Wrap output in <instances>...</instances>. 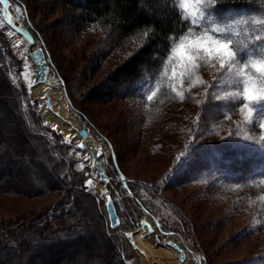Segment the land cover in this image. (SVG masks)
Returning <instances> with one entry per match:
<instances>
[{
    "label": "rangeland",
    "instance_id": "374dc122",
    "mask_svg": "<svg viewBox=\"0 0 264 264\" xmlns=\"http://www.w3.org/2000/svg\"><path fill=\"white\" fill-rule=\"evenodd\" d=\"M188 9L187 13L195 17L193 28L173 42L159 72L147 74L135 83V93L144 98L156 93L154 102L147 106L144 100L98 95L109 83L116 63L140 46L142 36L128 38L121 46L119 43L108 47L112 34L106 27L75 25L79 10L64 7L57 0H9L8 10L17 29L8 22L4 6L0 5V43L6 46L9 78L21 92L22 107L31 109L37 123L48 128L53 154L56 156V149H62L66 156L68 163L63 173L69 169L74 174L80 173L88 152L45 122L38 107L39 98L31 93L33 65L25 55L29 40L22 32L34 39L32 47L41 45L45 49L50 82L68 98L67 104L74 108L75 116L92 132L94 147L103 151L98 162L110 177L109 183H99L103 189L83 188L96 196L99 215L87 200L67 205L69 198L65 191L29 196L0 189V232L11 226L29 232L32 229L29 222L42 217L44 224L37 223L38 230L59 235L69 221L81 214L75 210L82 208L91 223L85 239H94H90L89 249L86 242L72 246L66 262L82 264L90 254L92 259H98L92 247L96 245L95 249L100 251L105 248L103 234L100 236L96 227L102 224L112 244L109 249L128 264L114 245L102 216L104 207L98 196L109 192L120 213L124 207L129 209L135 226L141 214L154 218L162 228L180 236L198 254L201 264H264V129L255 127V123L264 122L261 121L264 102L255 106L252 116H248L247 109L240 110L244 103L243 77L237 74L249 55L253 59L264 58L260 55L264 45L253 46L250 42L246 45V33L241 34L235 18L203 17L195 11L194 3H189ZM200 37L230 39L232 51L231 45L240 42L237 51L240 63L228 61L221 68L218 59H210L203 50L187 44ZM182 39L187 47L174 53ZM174 66L177 75L172 78ZM164 80L169 82V90L157 96ZM9 98L8 104H0V149L8 147L25 157V163L18 167L22 172L16 177L22 184L37 167L27 163V158L35 159L32 144L12 116L14 107ZM21 143L23 148L19 151ZM192 145L205 147L219 165L204 170L206 154L202 152L197 158ZM226 145L244 148L247 155L222 156L221 150ZM184 168L188 169L185 174ZM122 175L135 199L122 185ZM80 176L84 183L98 180L92 168ZM67 181L73 185L71 180ZM78 185L75 182L73 186ZM68 211L70 215L64 222L49 220ZM120 219L123 221L122 216ZM135 226L126 223L123 228ZM12 264H21V259L15 256Z\"/></svg>",
    "mask_w": 264,
    "mask_h": 264
},
{
    "label": "trees",
    "instance_id": "16d2710c",
    "mask_svg": "<svg viewBox=\"0 0 264 264\" xmlns=\"http://www.w3.org/2000/svg\"><path fill=\"white\" fill-rule=\"evenodd\" d=\"M57 1L64 7L79 10L77 18H75V25H102L106 27L107 31L112 34V39L107 42L108 47L110 45L115 47L119 43L121 46V43L128 38L136 36L144 38L140 46L132 51L128 57L116 63L109 76V83L98 92V95L102 97L112 94L121 98L144 100L142 102L150 106L154 100L147 101L146 97L145 99L141 94L135 93V83L147 74L155 75V72H159L171 53L173 42L193 28L195 17L184 10L181 6V1ZM195 11L197 14L209 19L235 18L240 26L241 34L246 33V45L249 42L253 46L264 45V25L258 23L259 21H264V0H215L214 3L210 2V0H204L201 4H195ZM257 36H260L261 39L257 40ZM239 45L240 42H237L236 45L233 43L231 46L237 52L241 47ZM4 52H6V46L4 43H0V104H8L10 101L7 98L9 96L12 98L11 105L14 107L12 116L23 129L25 139L32 144L31 152L35 159L27 158V163L34 164L37 170L35 173L31 170L28 180L22 184L19 183L16 177L20 176L22 171L18 167L25 163V157H22L19 152L11 151L8 147L1 148L0 189H7L11 192L29 196L56 192L58 190L65 191L69 198L67 205H72L79 200H81V203L87 200L89 207L94 210L96 215H99L95 201L96 196L82 187L68 184L62 176L65 165L53 154L54 147H50L53 143L47 134L48 128L37 123L34 118L35 114L31 109L22 107L21 92L9 78L7 69L9 65L6 62ZM112 86H114V89L111 88ZM169 87V82L164 80L157 96L165 93L169 90ZM255 127L260 130L258 123H255ZM22 143L18 145L19 151L23 148ZM191 148L197 158L202 152L206 154L203 157L205 162L204 170L219 165L214 157L206 153L205 147L192 145ZM221 154L222 156H235L236 154L242 156V154H246V149L228 147L226 145L221 150ZM183 172L185 174L188 169L184 168ZM75 211L81 214H77L76 220L69 221L70 223L66 225L65 231L59 235L38 230L40 229L38 224H44L41 220L42 217H37L29 222L32 227L29 232L23 231V227L19 228L17 226H11L4 233L3 231L0 232V264H12L15 256L17 259H21V264H71L66 262L70 258L71 252L69 249L85 242V246L89 249L91 245L89 244L90 239H94L93 237L85 239V233L91 223L83 213V209L79 208ZM69 213L68 211L55 218L51 216L49 220L64 222L63 220H66L65 218L70 215ZM16 227L19 229L16 230ZM96 227L99 230L98 234L100 236L103 234L105 248L100 251L97 248L95 249L96 245H94L95 247H92L93 253L98 259H92L90 254L86 262L82 264H124L118 254L109 249L112 244L102 224H96ZM14 238L18 239L10 244L9 240Z\"/></svg>",
    "mask_w": 264,
    "mask_h": 264
},
{
    "label": "bare ground",
    "instance_id": "6f19581e",
    "mask_svg": "<svg viewBox=\"0 0 264 264\" xmlns=\"http://www.w3.org/2000/svg\"><path fill=\"white\" fill-rule=\"evenodd\" d=\"M5 15L8 19V22H10L12 26L17 28L16 22L13 20L8 9ZM22 33L26 38H28V35L26 33ZM47 87L48 86H46L45 84H33L31 87L32 95L39 98L40 104L38 105V107L43 114L45 122L53 128L57 129V131L62 132L65 137L74 139L75 142L80 140L81 134H79V132L77 131L75 121H73V123L69 125L62 119H70V117H68L69 110L67 109V102L65 98L62 96L55 84H53L51 87L49 86V90L51 91L50 100L53 104V109L59 111L62 118L57 117L52 113V111L44 108L43 90H46ZM58 103H61L64 109H59ZM88 142L91 146L94 147V136H90L88 138ZM56 156L62 163H64V165H67L68 160L63 154L62 149H56ZM85 157H89L90 159L85 160ZM85 157L83 159L84 167L80 173L74 174L69 169L67 172L63 173L62 176L68 180H71L73 183H79L82 180L80 179L82 178L80 176L82 172L84 174L86 173L87 168H92L98 175V180L93 182L94 187L103 189L99 183H104L105 185L107 184L105 183V180H107L109 183L110 177L108 176L102 179L97 172L98 162L89 154H87ZM98 197L100 203H102V206L104 207V210H102V216L106 224L107 232L109 233L116 248L122 252L123 257L128 264H198L194 259L195 256L197 257L198 255L193 250L188 249L187 246L182 243L180 237L165 236L167 234L166 232H158L157 230H155L154 234H149L147 231V227L139 225V218L137 220L138 224L135 226V218L130 213L127 207H124L123 212L120 213L119 208L114 203L112 204L111 208L105 206L107 199L109 197L112 199V196L109 192L102 193ZM118 198L121 199V196L119 194ZM110 215L113 218L117 219L119 223L113 225L112 219H110ZM121 216L123 218V221H121L120 219ZM126 223L135 227L125 229L123 228V226ZM128 234H131V236H129ZM153 240L157 242L154 243ZM124 243L128 245L131 253L126 251L127 249L125 248ZM130 254H132L133 257Z\"/></svg>",
    "mask_w": 264,
    "mask_h": 264
},
{
    "label": "snow or ice",
    "instance_id": "6c2138e0",
    "mask_svg": "<svg viewBox=\"0 0 264 264\" xmlns=\"http://www.w3.org/2000/svg\"><path fill=\"white\" fill-rule=\"evenodd\" d=\"M204 0H181V6L184 8V10L187 12L189 3L194 4H201ZM210 2L214 3L215 0H210ZM0 5L4 6V12L7 13L9 0H0ZM17 12L20 11L19 6H17L16 9ZM258 23L264 25V21H259ZM17 31H22V29H19ZM261 37L257 36V40H260ZM225 41L221 40H215L212 37H200L196 40H190L187 41V44H192L196 47L197 50H203V52L211 59L216 58L220 61V67L223 68L225 63L228 61H234L236 63H240V60L237 58V52H234L230 50V47L227 46V51H223L222 47L225 46ZM187 44L185 43V39H182L180 44L177 45L176 48L173 49V52L180 49H185L187 47ZM260 55H264V50H261ZM191 59V57H189ZM261 64H264V58L261 59H253L250 55L249 57L243 62L242 66L238 70V75L243 77V105L241 106V111L243 112L245 109H247L248 116H252L253 113H255V106L260 104L261 102H264V71L261 70ZM195 67V65H193ZM231 67V65H229ZM253 71L255 75L253 74ZM177 75L175 66L172 70V78H174ZM183 75V73H181ZM156 95L155 92H152L147 96L148 101H152L153 97ZM179 95V93H178ZM261 121H264V119H261ZM259 127L261 129H264V122H261ZM70 142V141H69ZM78 148L84 149L86 145L80 144L77 145ZM79 155L80 153H76ZM95 155H100L99 153H96ZM90 159L89 157H85V160ZM81 170H83V165H80ZM101 178L103 179V173H98ZM123 179V177H122ZM88 184H91V181L87 182ZM105 183H108L107 180H105ZM113 204L112 199L109 197L105 203L106 207L111 208ZM110 219H112L113 225H116L119 223V221L115 218H113L110 215ZM142 226L148 227L149 231L152 230L151 226L148 225L147 221H141ZM159 225L157 224V227ZM131 236V234H128Z\"/></svg>",
    "mask_w": 264,
    "mask_h": 264
},
{
    "label": "water",
    "instance_id": "95a60500",
    "mask_svg": "<svg viewBox=\"0 0 264 264\" xmlns=\"http://www.w3.org/2000/svg\"><path fill=\"white\" fill-rule=\"evenodd\" d=\"M28 40H29V43L26 44L24 52H25L26 57L30 61V63L33 65V68H32V73L34 74L33 83L34 84H45L46 86H48L46 90H43V96H44L43 104H44V108L47 109V110L52 111V113L54 115H56L57 117L62 118L61 115H60V112L53 109V106H52L53 104H52V102L50 100V92L51 91L49 90V88L53 85V83H51L50 80H49L50 68H49V63H48V60H47V57H46L45 50H44L43 46H41V45H36V46L32 47V45L34 44V39L31 36H29V35H28ZM65 99H66V102L68 103V98L66 97ZM58 108L59 109H64V107H63V105L61 103H58ZM67 109L69 110L68 111V117H70V119L62 118L63 121L65 123L69 124V125L72 124L73 121H75L77 131L79 132V134H81V138H80V140H78L76 142V146L80 145V144L86 145V147L84 149H82V150H86L88 152V154L91 155L92 157H94V159L98 162V158L103 153L102 149L94 148L93 146H91L89 144L88 138L90 136H93L92 132L89 130V128L82 121L78 120V118L75 116V114L72 111V109L74 110V108H72L70 105L67 104ZM96 153H99L100 155L97 156V155H95ZM97 172L98 173H103L104 177H108V175L106 174L105 170L101 167L99 162H98V165H97ZM122 177H123V180H122L123 184L122 185L126 188V190L128 191V194L132 198L135 199L134 195L128 189V186H127V184H126V182L124 180V176L123 175H122ZM65 180H66L67 183H69L67 181V179H65ZM72 184L74 185L75 183L72 182ZM78 184H79L78 187H82V188H84L86 190L94 188L93 183L88 184V183H84V182L80 181ZM142 210L144 212L146 211L144 209V207L142 208ZM139 219H140L139 220V225H142L141 221H147L148 225L151 226V228H152L151 231H149V229L147 227V231H148L149 234H154L155 230H157L156 227H157V224H158L159 226L157 228H159L160 231H164V232H166L168 235H170L172 237L173 236L174 237L178 236L173 231L162 228V226L159 224V222L157 220H155L154 218L152 219L151 217H148L145 214H141ZM150 220L152 221V223H151ZM178 237H180V236H178ZM180 239H181L182 243L187 246L188 249H191L181 237H180ZM194 259L196 260V263L201 264L200 258L198 256L197 257L195 256Z\"/></svg>",
    "mask_w": 264,
    "mask_h": 264
},
{
    "label": "clouds",
    "instance_id": "9594fccd",
    "mask_svg": "<svg viewBox=\"0 0 264 264\" xmlns=\"http://www.w3.org/2000/svg\"><path fill=\"white\" fill-rule=\"evenodd\" d=\"M232 43V41L229 39V40H226L225 41V46L222 47V50L223 51H227V46H229L230 44ZM261 70L264 71V64H261Z\"/></svg>",
    "mask_w": 264,
    "mask_h": 264
}]
</instances>
